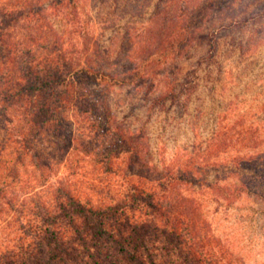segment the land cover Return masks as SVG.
Masks as SVG:
<instances>
[{
	"label": "trees",
	"instance_id": "trees-1",
	"mask_svg": "<svg viewBox=\"0 0 264 264\" xmlns=\"http://www.w3.org/2000/svg\"><path fill=\"white\" fill-rule=\"evenodd\" d=\"M228 2L121 0L148 26L126 24L115 61L88 28L87 0L0 3V264H245L179 187L264 202V151L236 156L235 182L202 183L180 166L147 180L144 137L104 95L116 85L148 95L159 75L150 50L186 52Z\"/></svg>",
	"mask_w": 264,
	"mask_h": 264
},
{
	"label": "rangeland",
	"instance_id": "rangeland-1",
	"mask_svg": "<svg viewBox=\"0 0 264 264\" xmlns=\"http://www.w3.org/2000/svg\"><path fill=\"white\" fill-rule=\"evenodd\" d=\"M115 1L87 0L86 6L93 15L88 28L94 40L110 48L113 60L126 24L148 26L145 17H133L135 4ZM227 4L222 16L206 21L208 27L186 52L150 50L154 60L147 69L159 75L148 95L129 85L105 90L115 120L144 137L147 167L138 174L147 180L180 166L195 168L202 183L235 182L236 156L264 151V1ZM142 8L145 15L151 11V5ZM165 94L169 97L161 99ZM3 135L0 131V142ZM179 188L198 203L214 242L245 264H264V202L250 196L228 202L200 184Z\"/></svg>",
	"mask_w": 264,
	"mask_h": 264
}]
</instances>
